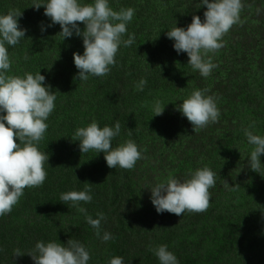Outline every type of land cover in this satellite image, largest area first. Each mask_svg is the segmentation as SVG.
<instances>
[{"label": "trees", "instance_id": "1", "mask_svg": "<svg viewBox=\"0 0 264 264\" xmlns=\"http://www.w3.org/2000/svg\"><path fill=\"white\" fill-rule=\"evenodd\" d=\"M40 2L46 4L48 0ZM79 3L92 4L94 0ZM32 4L33 0H0V15L19 9L23 12L19 27L27 30L15 47L6 45L11 61L7 74L23 78L26 73L40 72L45 76L44 86H51L57 98L54 111L45 121L48 129L44 139L37 145L49 156L44 165L47 178L42 187L25 188L11 213L0 217V264H35L27 254L41 241L67 246L74 239L86 246L91 235L87 231L92 227L85 222L66 221L76 208L60 201L61 193L83 191L85 183L91 184L90 194L95 201L81 204L90 209L109 201L108 206L119 208L126 197H131L134 214L126 213L128 219L121 223L127 222L131 232H136L135 217L144 213L139 210L126 171L109 168L103 153L82 154L80 142L73 139L78 128L87 127L93 120L101 128L114 127L119 121L121 132L113 139V148L128 140L141 147L156 145L162 151L161 159L173 158L181 176L207 166L215 178L225 177L232 187L239 185L236 188L247 191L245 198L253 201L254 209L247 202L254 212L250 220L254 225L259 218L263 226L264 185L258 178H247L245 173L244 162L247 163L246 156L252 148L249 149L244 129L264 137V0H242L241 23L223 37L224 47L212 55L216 67L207 78L188 66L187 53H177L175 41L167 36L174 27L186 30L194 16L205 21L207 7H202V0H109L115 11L135 9L123 37L128 39L135 34V42L130 47L121 45L116 65L106 77L90 76L86 82L77 79L79 70L74 63V54L83 55L85 51L83 37L74 31L63 40L58 35L61 26L52 23L44 7L37 10ZM77 23L83 32L86 26ZM142 78L147 85L137 91L135 85ZM197 89L209 90L206 95L215 98L220 116L218 122L196 134L177 107ZM156 100L162 102L165 111L153 117ZM161 129L165 132L160 133ZM16 142L20 143L18 139ZM150 152L153 155L155 150ZM96 172L106 175L105 182H94L99 178ZM101 190L106 195L102 203L96 197ZM91 216L98 218L97 213ZM148 223L144 222L140 230ZM17 248L23 256L14 257Z\"/></svg>", "mask_w": 264, "mask_h": 264}, {"label": "clouds", "instance_id": "2", "mask_svg": "<svg viewBox=\"0 0 264 264\" xmlns=\"http://www.w3.org/2000/svg\"><path fill=\"white\" fill-rule=\"evenodd\" d=\"M201 5L207 7L204 22L199 16H194L186 30L174 27L167 32V36L175 41L177 53H187L190 58L188 66L207 78L216 67L212 55L224 47L223 37L229 30L241 23L240 13L244 5L242 0H214L212 3L202 0ZM32 7L37 10L45 8V15L52 23L61 26L62 31L58 35L63 40L71 37L74 31L77 36L83 37V55L74 54V63L79 70L77 79L81 82L88 81L90 76L106 77L116 65L115 57L121 45L130 47L135 42V34L123 39L127 34V25L135 14V9L131 7L115 11L109 6V0H94V3L84 5L79 0H48L46 4L33 0ZM22 14L19 9H10L6 15H0V113H6L0 115V217L11 213L25 188L42 187L47 178L44 165L48 163L49 156L39 151L37 145L44 139L48 129L45 121L54 111L57 98L51 86H44L45 76L40 72L35 75L26 73L23 78L7 74L11 61L6 45L15 47L24 39L27 31L19 27L18 21ZM77 22L86 26L83 32ZM25 59L28 57L25 56ZM146 85L147 80L142 78L135 88L143 91ZM208 91L194 90L177 107L192 124L196 134L209 124L218 122L220 116L215 98L206 95ZM152 111L153 117L160 116L165 107L160 100H156ZM250 127H254V124ZM120 132L119 121L114 127L101 128L93 120L87 127L78 128L73 139L80 142L82 154L89 151L103 153L109 168L132 170L137 161L142 159V152L133 140L113 148L112 141ZM131 132L129 130V134ZM244 134L248 144L253 146L248 166L252 171L260 173L264 137L253 134L249 129H244ZM190 177L180 182L169 174L166 181L151 188L152 203L158 213L168 212L181 216L186 212L203 213L209 209V190L216 186L215 173L205 166L194 172L190 170ZM223 181L224 187L229 190L239 186L231 187L226 180ZM85 184L83 191L61 193L60 201L70 203L71 207L82 213L87 224L95 230L96 237L107 242L114 238L108 232L101 236V222L106 221L107 217L97 213L98 218L94 219L86 208L81 207V202L87 204L93 200L91 184ZM149 251L154 253L160 264H179L177 257L168 251L167 245L155 249L150 247ZM13 255L23 256L18 248ZM27 255L31 256L35 264H88L90 260L85 246L74 239H70L67 246L56 242H38ZM109 264H124L123 257H113Z\"/></svg>", "mask_w": 264, "mask_h": 264}, {"label": "rangeland", "instance_id": "3", "mask_svg": "<svg viewBox=\"0 0 264 264\" xmlns=\"http://www.w3.org/2000/svg\"><path fill=\"white\" fill-rule=\"evenodd\" d=\"M163 132L165 130L161 129L160 133ZM253 134L262 137L258 132H253ZM146 146L148 147L138 146L142 152V159L137 161L132 170H125L131 179L132 192L139 210L144 213L143 215L137 213L135 217L136 232H131L127 222L121 223L128 219L126 213H133L131 197H126L119 208L108 206L111 204L110 201L101 206H92V209L81 204V207L87 209L89 215L103 213L107 219L101 222V236L104 232H108L114 237L104 242L96 237L93 228L88 229L87 232L91 231L85 246L90 254L88 264H109V261L117 256L123 257L124 264H160L154 253L149 251L150 247L155 249L160 245H167L168 251L177 257L179 264H264V223L262 226L258 218L256 220L258 223L254 222L253 225L250 220L254 212L247 205L248 200L253 209L254 205L251 199L245 198L248 196L247 191L240 190V188L229 190L224 187L223 180L226 178L216 177V186L209 190L211 199L207 211L203 213L186 212L181 216L168 212L158 213L152 203L151 188L166 181L169 174L180 182L191 177L189 171L183 176L177 174L178 166L173 158L161 159L162 151L156 145L147 144ZM248 146L249 149L253 147ZM152 150H155L153 155L150 152ZM249 159L250 154L246 156L247 163L244 162L245 173L250 176L247 178H258L259 183L264 185V155L260 157L262 163L260 173L251 170L248 166ZM117 170L123 169L118 168ZM97 175L99 178L96 177L94 182L99 179L105 182L104 173H97ZM106 188L105 183L104 189L108 192ZM242 195L244 198H240ZM92 197V201H95V196L92 195ZM96 197L100 203L106 200V195L102 190ZM125 206L128 208L125 209ZM31 216L33 217L34 213ZM65 220L87 223L85 216L77 210H74L73 216ZM146 221L149 223L141 231L140 228ZM123 225L124 228H122Z\"/></svg>", "mask_w": 264, "mask_h": 264}]
</instances>
